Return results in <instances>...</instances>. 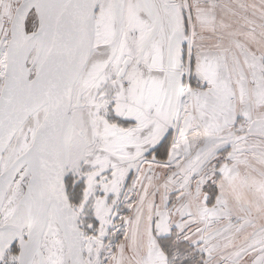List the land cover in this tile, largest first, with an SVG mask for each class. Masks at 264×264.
I'll return each instance as SVG.
<instances>
[{
    "label": "snow or ice",
    "instance_id": "6c2138e0",
    "mask_svg": "<svg viewBox=\"0 0 264 264\" xmlns=\"http://www.w3.org/2000/svg\"><path fill=\"white\" fill-rule=\"evenodd\" d=\"M0 264H264V0H0Z\"/></svg>",
    "mask_w": 264,
    "mask_h": 264
}]
</instances>
